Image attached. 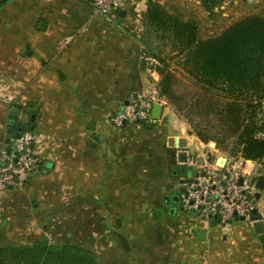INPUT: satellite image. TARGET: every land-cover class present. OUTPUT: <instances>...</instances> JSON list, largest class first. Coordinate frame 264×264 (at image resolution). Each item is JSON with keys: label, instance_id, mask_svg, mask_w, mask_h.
Returning a JSON list of instances; mask_svg holds the SVG:
<instances>
[{"label": "crops", "instance_id": "crops-1", "mask_svg": "<svg viewBox=\"0 0 264 264\" xmlns=\"http://www.w3.org/2000/svg\"><path fill=\"white\" fill-rule=\"evenodd\" d=\"M154 1L197 5L211 25L231 21L228 5L264 3L226 0L211 19L200 0ZM1 3L0 145L35 131L42 162L24 189L0 190V245L67 242L90 247L98 264H264L254 223L240 232L174 201L191 175L190 144L219 152L213 142L191 134L170 103L153 106V127L112 122L148 93L141 40L149 0H123L104 15L85 0ZM251 161L247 168L264 174V163Z\"/></svg>", "mask_w": 264, "mask_h": 264}, {"label": "trees", "instance_id": "trees-1", "mask_svg": "<svg viewBox=\"0 0 264 264\" xmlns=\"http://www.w3.org/2000/svg\"><path fill=\"white\" fill-rule=\"evenodd\" d=\"M200 1L214 19L226 0ZM192 16L178 5L149 0L141 41L146 52L163 62L158 68L161 92L177 112L189 111V124L196 120L193 108L197 106L196 133L190 132L200 141L221 148L235 140V149L244 158L264 163V136H259L264 133V13L245 16L208 39L202 38L200 24ZM153 37L178 48L186 79L193 82L192 94L180 89V77L155 52ZM0 264L98 263L90 247L44 239L0 245Z\"/></svg>", "mask_w": 264, "mask_h": 264}, {"label": "built area", "instance_id": "built-area-1", "mask_svg": "<svg viewBox=\"0 0 264 264\" xmlns=\"http://www.w3.org/2000/svg\"><path fill=\"white\" fill-rule=\"evenodd\" d=\"M98 14H107L113 8H120L123 0H85ZM65 39L63 44L69 42ZM143 63L149 75L147 95L126 105L112 117L117 126L145 123L151 118L155 104L168 106L156 78L160 62L144 53ZM144 121V122H142ZM260 137L264 133H259ZM39 134L24 130L19 137H9L0 145V190L18 191L24 189L39 170L42 158L36 150ZM177 148L181 144L176 142ZM183 149V148H182ZM211 150L187 155V166L194 172L181 181L182 192L179 205L183 212L199 214L213 220L220 226H228L237 221L253 222V212L257 209L256 176L247 168L252 162L238 154L217 155ZM223 157V161L219 160ZM258 162V161H257ZM262 163V162H259Z\"/></svg>", "mask_w": 264, "mask_h": 264}, {"label": "rangeland", "instance_id": "rangeland-1", "mask_svg": "<svg viewBox=\"0 0 264 264\" xmlns=\"http://www.w3.org/2000/svg\"><path fill=\"white\" fill-rule=\"evenodd\" d=\"M181 7V9L183 10L184 14L186 16L189 15H193V19L198 21L201 27V36L203 39H208L210 37H214L219 35L222 30L221 29H225L227 28V26H229L230 24H233L234 22L242 19L245 16L251 15V14H257L260 12L264 13V3L263 5H228L226 9H224V12L230 14V19L231 21H225L224 19L222 20V22L219 21V24H214L211 25V20L208 19H203L202 16V12L197 8V5H178ZM215 29V30H214ZM211 30V31H210ZM214 30V33L212 34L211 32ZM153 39V44L152 47L155 50L156 53H158L162 58H164L166 60V62H168L171 66V69L180 77V81H181V88L183 90V92L185 93H193V89H192V84L193 82H191L190 80L186 79V74L183 70V57L182 55L178 52V48H176L171 42H169L168 40L165 39H158L155 37L152 38ZM178 50V51H177ZM147 54L151 55L150 53L146 52ZM153 56V55H151ZM155 57L161 64V66L163 65V62H161V60L159 58ZM160 66V67H161ZM196 90H197V86H196ZM172 107H174L171 104ZM175 108V107H174ZM176 110V109H175ZM194 113H193V118L196 119L192 122V124H189V111L187 112V114L185 113H179V115H181V117L183 119H185L187 121V123L189 124V128L190 131L196 133V127H197V119H199L198 116H200L199 112H197V106L193 108ZM188 118V119H187ZM215 118V116H214ZM196 135V134H195ZM197 136V135H196ZM235 140H231V141H227L225 144L221 145V148H217V150L219 152H214V156L212 159H214V157H216L217 155H224V154H238V152L236 151V145L234 144ZM212 143V142H210ZM216 147L217 144L215 142H213ZM209 144V143H208ZM202 150L199 147L198 142L193 141L188 149V153L189 154H195V153H201ZM257 173V171H256ZM4 191V190H3ZM179 206V205H178ZM252 224L253 222H244V221H237L236 223H233L234 225H239L240 227L237 228L238 231H242V224Z\"/></svg>", "mask_w": 264, "mask_h": 264}, {"label": "water", "instance_id": "water-1", "mask_svg": "<svg viewBox=\"0 0 264 264\" xmlns=\"http://www.w3.org/2000/svg\"><path fill=\"white\" fill-rule=\"evenodd\" d=\"M157 108H159V105H156ZM32 112H36V109H31ZM32 121L35 120V114L32 115L31 117ZM144 122V121H142ZM154 123L148 121L146 122V126L147 127H153ZM34 128V126H33ZM21 133H18V135H16V137H19ZM219 160H222L223 161V157H220ZM184 172H189L190 174H192L194 172V167H189V168H185L184 169ZM256 186L259 190L258 194H257V197L259 198L261 196V191L264 190V174L262 173V171H260V173L258 175H256ZM174 201L176 203H178L179 201V196L176 195L174 197ZM176 210L175 207H173L171 209V212L173 213V211ZM253 223H254V229H255V233L257 235H259L260 237V240L262 243H264V220H263V216L259 213V210L258 209H255L254 212H253Z\"/></svg>", "mask_w": 264, "mask_h": 264}]
</instances>
